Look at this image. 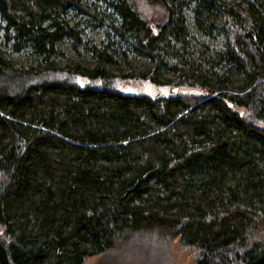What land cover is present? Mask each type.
<instances>
[{
  "label": "trees",
  "instance_id": "1",
  "mask_svg": "<svg viewBox=\"0 0 264 264\" xmlns=\"http://www.w3.org/2000/svg\"><path fill=\"white\" fill-rule=\"evenodd\" d=\"M158 1L153 30L132 0H0V264L121 260L176 237L193 264H264V0ZM129 54L153 69L112 73Z\"/></svg>",
  "mask_w": 264,
  "mask_h": 264
},
{
  "label": "rangeland",
  "instance_id": "2",
  "mask_svg": "<svg viewBox=\"0 0 264 264\" xmlns=\"http://www.w3.org/2000/svg\"><path fill=\"white\" fill-rule=\"evenodd\" d=\"M84 2L91 0H82ZM135 10L140 14V16L144 19L146 24L151 29H157V27L163 24L167 19V12L164 5H162L158 0H132ZM194 38L191 40L196 46H202V44L209 45L210 47L219 46L218 41H213L211 39H207L193 32ZM87 36L93 39H100L101 32L99 29L95 27H90L87 30ZM203 47V46H202ZM61 51L64 55L72 56L73 58H77L70 51V46L68 44L61 45ZM85 60L90 62L89 55H85ZM12 59L15 65H21L26 63L25 56L20 54H13ZM137 67L142 70L153 69V63L149 62L147 58L134 56L129 54L127 57V61L124 62L122 60H117V64L115 68L111 71L116 75H120L122 73H126L131 71L132 68ZM165 76H170L169 74H165ZM82 77H77L76 82L82 84ZM150 81L148 78L143 80H131V79H120L116 78L114 85L116 90L120 92H132L133 90L142 86V83H146ZM159 87H164L165 85H158ZM181 89L169 86V95L180 93ZM1 231V229H0ZM142 248L140 250L135 249L132 250L131 253L128 254V258L124 257L121 260H114L112 257L108 255H95L91 256L87 259L85 264H193L194 260V250L189 247H185L180 244L179 238L176 237L172 240L169 250L166 251L161 247H157V250Z\"/></svg>",
  "mask_w": 264,
  "mask_h": 264
},
{
  "label": "water",
  "instance_id": "3",
  "mask_svg": "<svg viewBox=\"0 0 264 264\" xmlns=\"http://www.w3.org/2000/svg\"><path fill=\"white\" fill-rule=\"evenodd\" d=\"M186 94H195L199 96L206 97L207 92H202L197 89H188L183 91ZM140 93L144 94L146 96H149L151 98H160L162 96H168L169 95V85H165L164 87H159L157 84L148 81L146 83H142Z\"/></svg>",
  "mask_w": 264,
  "mask_h": 264
}]
</instances>
